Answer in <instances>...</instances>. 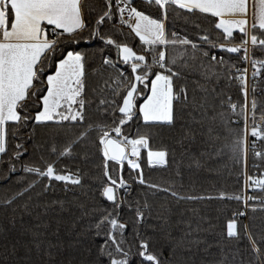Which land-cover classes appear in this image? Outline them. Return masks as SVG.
I'll list each match as a JSON object with an SVG mask.
<instances>
[{
	"label": "snow or ice",
	"instance_id": "6c2138e0",
	"mask_svg": "<svg viewBox=\"0 0 264 264\" xmlns=\"http://www.w3.org/2000/svg\"><path fill=\"white\" fill-rule=\"evenodd\" d=\"M0 163V264H264V0H0ZM38 184L86 198L72 259Z\"/></svg>",
	"mask_w": 264,
	"mask_h": 264
},
{
	"label": "trees",
	"instance_id": "16d2710c",
	"mask_svg": "<svg viewBox=\"0 0 264 264\" xmlns=\"http://www.w3.org/2000/svg\"><path fill=\"white\" fill-rule=\"evenodd\" d=\"M201 147H204L201 145ZM214 167L222 169L220 177L213 181L218 187H226L229 191L242 187L243 177L237 179L235 171L231 168V162L228 160H223L219 163L214 160L211 161ZM249 171L254 172L251 168V160L249 161ZM19 168V165L17 166ZM146 177L150 178L155 182H162L163 179L167 176L163 170H149L145 168ZM6 167L0 163V201H2L5 195H11L17 189H19L22 184L27 183V180L31 177L28 174L23 173L22 171H17L14 174L10 175L8 180H5V176H8ZM21 178H24L23 180ZM208 186L207 184L205 185ZM42 193V185L38 184L36 188L30 193L32 196V203H38L40 206L34 211L38 213H43L44 205H51V202L54 200H65L68 203L65 205L64 211H58V205H52L50 210L46 215H42V224L47 225V235L48 240L53 241L54 243H59L60 250L64 255L69 259H72L77 255L76 249L80 246L74 245V241L77 239V233H82L86 227L84 224L78 223V218L80 216V210L75 207V205L80 201L86 199L79 191L76 193L68 192L65 193L59 188L54 190H49L47 193ZM259 194V193H257ZM90 199V198H89ZM153 201L159 205L165 203V198L163 195L159 197H151ZM199 206V205H196ZM15 207L16 219H20V208L22 207V201H17L15 205L5 207L0 203V227L7 226L8 229H11L10 235L15 236L19 231V224L13 226L10 223V220L13 216L12 209ZM257 224L261 222V218H264V213L257 212ZM25 220H33L35 223L34 217H28L25 215ZM87 219V218H85ZM211 239V238H209Z\"/></svg>",
	"mask_w": 264,
	"mask_h": 264
},
{
	"label": "built area",
	"instance_id": "2783aa9c",
	"mask_svg": "<svg viewBox=\"0 0 264 264\" xmlns=\"http://www.w3.org/2000/svg\"><path fill=\"white\" fill-rule=\"evenodd\" d=\"M251 73V68H249V74Z\"/></svg>",
	"mask_w": 264,
	"mask_h": 264
}]
</instances>
